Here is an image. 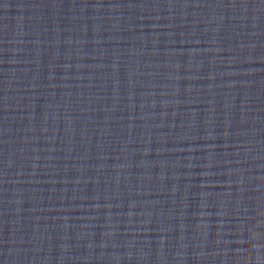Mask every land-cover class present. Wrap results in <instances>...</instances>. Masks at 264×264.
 <instances>
[{
    "label": "water",
    "instance_id": "95a60500",
    "mask_svg": "<svg viewBox=\"0 0 264 264\" xmlns=\"http://www.w3.org/2000/svg\"><path fill=\"white\" fill-rule=\"evenodd\" d=\"M0 264H264V0H0Z\"/></svg>",
    "mask_w": 264,
    "mask_h": 264
}]
</instances>
